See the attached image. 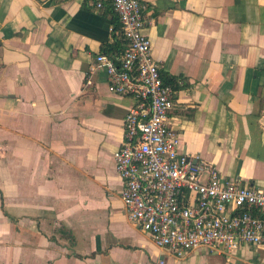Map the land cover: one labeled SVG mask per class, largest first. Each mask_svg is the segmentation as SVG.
I'll use <instances>...</instances> for the list:
<instances>
[{"label": "crops", "instance_id": "1", "mask_svg": "<svg viewBox=\"0 0 264 264\" xmlns=\"http://www.w3.org/2000/svg\"><path fill=\"white\" fill-rule=\"evenodd\" d=\"M141 1L154 58L184 83L179 150L264 188V0ZM115 16L0 0V264H264V245L178 255L129 218L115 153L135 100L104 70L88 82Z\"/></svg>", "mask_w": 264, "mask_h": 264}, {"label": "built area", "instance_id": "2", "mask_svg": "<svg viewBox=\"0 0 264 264\" xmlns=\"http://www.w3.org/2000/svg\"><path fill=\"white\" fill-rule=\"evenodd\" d=\"M118 16L127 45L113 58L99 52L89 66L107 74L109 89L135 104L124 119L115 153L123 179L121 198L129 218L156 245L183 255L200 247L233 253L264 245V188L227 178L211 163L179 150L170 114L175 89L162 78L145 32L149 19L141 0H88Z\"/></svg>", "mask_w": 264, "mask_h": 264}, {"label": "trees", "instance_id": "3", "mask_svg": "<svg viewBox=\"0 0 264 264\" xmlns=\"http://www.w3.org/2000/svg\"><path fill=\"white\" fill-rule=\"evenodd\" d=\"M103 9V8H102ZM114 26H113V40L111 42H106L102 45V52L109 54L113 58L120 55L123 49L127 45V39L124 36L122 25L117 16L114 17ZM163 81L166 84L171 85L175 90L180 89L184 85L180 84L176 77L170 76L166 73H161Z\"/></svg>", "mask_w": 264, "mask_h": 264}]
</instances>
